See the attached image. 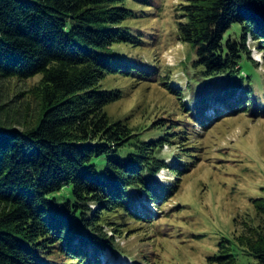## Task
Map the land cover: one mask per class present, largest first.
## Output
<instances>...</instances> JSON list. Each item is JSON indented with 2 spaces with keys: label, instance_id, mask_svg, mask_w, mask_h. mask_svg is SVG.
<instances>
[{
  "label": "trees",
  "instance_id": "16d2710c",
  "mask_svg": "<svg viewBox=\"0 0 264 264\" xmlns=\"http://www.w3.org/2000/svg\"><path fill=\"white\" fill-rule=\"evenodd\" d=\"M128 2L0 0V79L41 75L36 116L0 113V264H96L90 250L117 249L105 227L140 219L132 189L152 201L166 197L156 174L167 165L164 144L183 137L181 126L162 117L132 126L107 112L123 97L104 86L107 76L139 82L155 73L153 63L133 56L147 39L131 23L138 11ZM178 9L177 38L193 51L187 60L194 111L187 114L204 117L213 102L236 111L233 93L252 91L241 65L243 56L250 59L247 38L264 48V0H186ZM233 26L238 33L229 31ZM218 76L226 83L216 95ZM153 128L162 133L144 136ZM251 203L244 245L252 264H264V195ZM225 247L221 239L208 261L241 264L220 251Z\"/></svg>",
  "mask_w": 264,
  "mask_h": 264
},
{
  "label": "rangeland",
  "instance_id": "374dc122",
  "mask_svg": "<svg viewBox=\"0 0 264 264\" xmlns=\"http://www.w3.org/2000/svg\"><path fill=\"white\" fill-rule=\"evenodd\" d=\"M185 1L128 2L138 11L131 23L147 39L140 50H133V56L144 65L153 63L155 73L144 75L139 82L132 76H107L104 86L123 93L107 112L114 118L127 117L132 126L162 117L163 124L181 126L179 131L185 132L181 136L186 138L179 137L162 148L167 165L158 170L156 178L169 187L166 197L153 202L143 191L132 189L136 213H149L132 223L114 224V231L106 226L117 249L90 250L88 256L96 264H217L208 257L217 253L221 239L227 247L220 251H231L234 262H254L244 235L255 214L251 198L264 195V48L247 38L250 59L243 56L241 65L252 91L244 93V88L233 93L230 103L236 111L213 102L204 108V117L188 115L194 111L190 106L193 70L187 60L193 51L178 40L176 18ZM229 31L238 33L236 26ZM40 79V74L0 79V113L4 116L10 110L14 118L20 115L21 119L36 116ZM212 83L218 95V87L226 79L218 76ZM160 133L162 129L153 128L144 136ZM183 143L185 150L181 149ZM173 155L181 157L176 158L180 168L174 173L169 169Z\"/></svg>",
  "mask_w": 264,
  "mask_h": 264
},
{
  "label": "clouds",
  "instance_id": "9594fccd",
  "mask_svg": "<svg viewBox=\"0 0 264 264\" xmlns=\"http://www.w3.org/2000/svg\"><path fill=\"white\" fill-rule=\"evenodd\" d=\"M152 201V200H151Z\"/></svg>",
  "mask_w": 264,
  "mask_h": 264
}]
</instances>
